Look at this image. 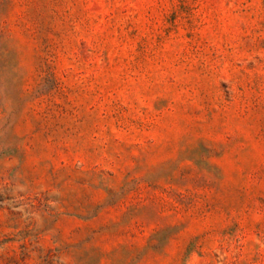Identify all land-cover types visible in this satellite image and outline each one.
<instances>
[{"label":"rangeland","instance_id":"obj_1","mask_svg":"<svg viewBox=\"0 0 264 264\" xmlns=\"http://www.w3.org/2000/svg\"><path fill=\"white\" fill-rule=\"evenodd\" d=\"M0 264H264V0H0Z\"/></svg>","mask_w":264,"mask_h":264}]
</instances>
